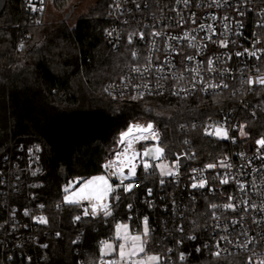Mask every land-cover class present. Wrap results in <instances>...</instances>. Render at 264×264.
<instances>
[{
    "label": "trees",
    "instance_id": "trees-1",
    "mask_svg": "<svg viewBox=\"0 0 264 264\" xmlns=\"http://www.w3.org/2000/svg\"><path fill=\"white\" fill-rule=\"evenodd\" d=\"M6 1L0 14V264H98L100 243L113 237L115 225L142 231L144 216L153 230L147 254L160 255L162 264H244L242 256L212 255L207 228L216 199L161 185L156 169L155 175L138 169L135 196L121 190L113 214L96 220L64 203V186L103 174L102 165L130 124L153 123L165 149L161 160L185 157V172L218 164L233 148L251 149L264 136V89L241 109L230 94L112 97L108 86L121 83L124 70L135 64L134 43L124 39L115 51L106 38L114 0H99L71 30L63 22H46L45 11L30 15L21 0ZM67 1L55 0L59 8H67ZM231 111L245 124L244 139L237 134L231 144L205 133L210 121ZM36 145L42 167L33 176L28 152ZM38 216L48 223H37ZM190 234L197 240L186 239Z\"/></svg>",
    "mask_w": 264,
    "mask_h": 264
},
{
    "label": "built area",
    "instance_id": "built-area-1",
    "mask_svg": "<svg viewBox=\"0 0 264 264\" xmlns=\"http://www.w3.org/2000/svg\"><path fill=\"white\" fill-rule=\"evenodd\" d=\"M21 2L27 13L40 16L47 0ZM218 2L219 6L216 0H187V3L185 0H114L113 24L106 31V38L117 51L122 41L127 39L130 42L131 37L136 55L135 64L124 70L122 82L109 85L107 93L112 97L136 96L141 92L143 96L171 93L176 97L230 94L240 109L251 103L250 98L264 89V85L247 83L249 78L264 76V51H260L264 50V0ZM33 7L37 11H32ZM222 40L229 42L227 47L220 46ZM245 49L257 51V56H249ZM237 52L244 54L237 56ZM188 56L193 59L188 60ZM208 59L214 61L212 71L208 70ZM161 67L163 71H157ZM136 68L140 71L133 70ZM233 114L231 111L217 122L210 121L206 130L211 132L217 126L223 127L228 131V141L236 144V135L241 136L240 126L245 129V124L231 117ZM154 130L159 133L161 146V133L155 126ZM262 138L264 136L257 140ZM155 143L141 141L135 144V148L139 150L142 145ZM31 149L32 152H28L29 170L37 173L42 167L39 152ZM117 150L116 145L114 152ZM112 158L113 155L109 157ZM224 161L232 167H220L218 163L212 169H205L204 165L185 172L187 167L181 170L179 163L177 176L161 177L159 174L160 180L165 181L164 186L169 183L181 185L188 196L205 192L214 197L218 207H211V223L207 228L213 252L218 250V245L220 256H242L244 264H248L251 257L252 264H258L264 259V147L255 142L248 150L233 148ZM150 162L155 165L154 161ZM193 169L198 171L194 173ZM201 175L207 179V186L192 188V177L196 176L198 181ZM225 176L229 183L221 184L220 179ZM113 182H117L115 178ZM226 203L233 204L235 210L225 209L223 205ZM87 206L86 202L80 205L83 211ZM102 215L87 217L96 220Z\"/></svg>",
    "mask_w": 264,
    "mask_h": 264
},
{
    "label": "snow or ice",
    "instance_id": "snow-or-ice-1",
    "mask_svg": "<svg viewBox=\"0 0 264 264\" xmlns=\"http://www.w3.org/2000/svg\"><path fill=\"white\" fill-rule=\"evenodd\" d=\"M185 3H187V0H185ZM216 3L217 6H219L218 0H216ZM32 11H37V9L33 7ZM239 14L244 15L243 12H240ZM213 19H215V17H213ZM225 19H227V17H225ZM240 26L242 27V25ZM201 27L203 28L204 26L202 25ZM209 28H211V26H209ZM140 35L141 38H143V34L141 33ZM153 35H160V33H154ZM208 38L211 39V37ZM192 39H195V37H192ZM129 40L131 42V37ZM219 43L221 47H227L229 42L222 40ZM21 47H23L22 44ZM245 52H247L249 56H257V51H249L248 49H245ZM243 54L244 53L237 52L235 55L240 56ZM133 55L135 56L136 54L133 53ZM187 59L192 60L193 57L188 56ZM213 64L214 61L212 59L207 60L209 71L213 70ZM133 70L137 72L140 71L138 68ZM145 71H147V69H145ZM157 71H163V68H158ZM247 83L250 85H264V76H258L255 79L249 78ZM211 87H216V85H211ZM224 87H227V85H224ZM143 94L144 93L141 92L139 96L142 97ZM136 98L137 97H133V99ZM206 134L215 135L221 139L229 138L227 129L219 126L215 127L211 132L206 130ZM240 135H247V133L244 131V126H240ZM148 140L156 141L157 143L152 146H145L142 151L135 148L136 143ZM159 140V133L154 130V125L152 123H148L147 125H142L139 123L130 124L125 131H122L119 134V137L116 140V145L119 150L113 153L112 159L107 160L102 165L104 170L103 174L88 179L77 178V180L71 182L64 188V203L80 206L86 202L88 206L84 208V216H96L99 213H103L105 217H108L113 214V207L116 206L121 200V190L125 194L132 193L133 196H135L133 190L135 187H137L135 178L137 177L138 167H142L144 172L148 173L149 175H155L154 171H149L150 169L158 168L161 177L177 176L179 174V157H177L176 163L171 166L164 163L154 165L150 162L159 161L164 156L165 149L160 146ZM185 143H187V141H185ZM256 143L264 147V138L257 140ZM35 149L36 151H39V145H36ZM29 152H32L31 148L29 149ZM215 167H217L216 164L205 165V169H212ZM220 167L231 168L232 165L226 163V161H220ZM197 171V169H193L194 173ZM200 171L202 172L203 170ZM36 174L37 173L35 171L32 172L33 176ZM113 178H115V181L117 182L114 183ZM192 179L194 181L191 185L192 188H205L207 186V179L204 178L203 175L200 176L198 181L196 176H193ZM159 182L161 185L165 183L163 179H161ZM220 183L228 184L229 179L227 176L220 179ZM36 186L38 185H33V187ZM240 187L243 189L244 186L241 184ZM146 191L147 195H152L153 190L151 188H147ZM231 199L232 197H229V200ZM148 204L150 207L152 206L150 201H148ZM39 207L43 208L44 205H39ZM57 207H59V205H57ZM211 207L215 209L218 207V205L212 204ZM223 207L225 209L235 210V206L231 203H226L223 205ZM127 208L131 210L133 205L130 203L127 205ZM24 215H30L27 209H25ZM34 219L41 224L48 223V220L45 216L34 217ZM80 219V216L75 217V220L77 221ZM128 219L131 220V217ZM152 231L153 230L149 226V218L147 216L143 217L142 231L138 232L133 231L128 223H117L115 225L113 237L109 240L101 242L99 249L100 259L98 264H162V257L160 255L147 254L148 238L150 237ZM180 231H183V228H181ZM59 235L60 233H57V236ZM186 239L195 241L197 240V236L190 234L186 237ZM73 243H75V241H73ZM177 243H182V241H177ZM43 247H47V245H43ZM204 247H207V245H204ZM217 249L218 250L213 252L212 255L216 258H219L221 252L218 245ZM169 251H171V249H169ZM195 251L199 253L201 248L196 247ZM179 259H185V254L183 252L180 253ZM248 264H252L251 257L248 258ZM258 264H264V259L259 260Z\"/></svg>",
    "mask_w": 264,
    "mask_h": 264
},
{
    "label": "rangeland",
    "instance_id": "rangeland-1",
    "mask_svg": "<svg viewBox=\"0 0 264 264\" xmlns=\"http://www.w3.org/2000/svg\"><path fill=\"white\" fill-rule=\"evenodd\" d=\"M99 0H68L67 1V8H59L58 4L55 2V0H49L46 3L45 7V20L46 22H51L53 24H57L59 22H63L68 30H71L75 27L76 23L78 22L79 19H81L84 16H87L89 13V10L94 7ZM74 5H78V8L76 11L71 15L69 19H65L66 14L70 11V8ZM142 125H147L148 123H139ZM213 137L219 141H227L228 139H221L215 135ZM245 136H242L241 138H245ZM152 146V145H149ZM116 147V146H115ZM115 148L112 150L114 152ZM113 152L111 156L113 155ZM155 164L159 163H164L169 166L173 165L174 163H171L170 161L167 160H159V161H154ZM158 172L159 169L157 168ZM101 175V174H100ZM127 182V181H126ZM71 183V182H70ZM70 183L64 186H68ZM65 193V192H64ZM66 204V203H65ZM69 205V204H68ZM129 224V223H128ZM130 225V224H129ZM131 228V227H130Z\"/></svg>",
    "mask_w": 264,
    "mask_h": 264
},
{
    "label": "water",
    "instance_id": "water-1",
    "mask_svg": "<svg viewBox=\"0 0 264 264\" xmlns=\"http://www.w3.org/2000/svg\"><path fill=\"white\" fill-rule=\"evenodd\" d=\"M6 6H7V1L0 0V14L6 9ZM77 8H78V5L72 6L70 11L66 14L65 19L66 20L69 19L71 15L76 11ZM179 163H180L181 170H184L188 165V161L185 157H182Z\"/></svg>",
    "mask_w": 264,
    "mask_h": 264
}]
</instances>
